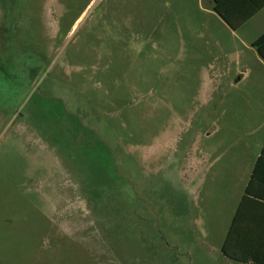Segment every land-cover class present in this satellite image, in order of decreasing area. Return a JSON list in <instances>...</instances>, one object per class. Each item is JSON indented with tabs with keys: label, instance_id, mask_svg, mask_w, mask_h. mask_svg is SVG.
Returning <instances> with one entry per match:
<instances>
[{
	"label": "rangeland",
	"instance_id": "obj_1",
	"mask_svg": "<svg viewBox=\"0 0 264 264\" xmlns=\"http://www.w3.org/2000/svg\"><path fill=\"white\" fill-rule=\"evenodd\" d=\"M208 4L0 0V264H239L264 11Z\"/></svg>",
	"mask_w": 264,
	"mask_h": 264
},
{
	"label": "trees",
	"instance_id": "obj_2",
	"mask_svg": "<svg viewBox=\"0 0 264 264\" xmlns=\"http://www.w3.org/2000/svg\"><path fill=\"white\" fill-rule=\"evenodd\" d=\"M213 1L218 15L234 31L242 30L264 8V0ZM253 48L264 61V34ZM247 202L257 206L251 211ZM221 252L241 264H264V146Z\"/></svg>",
	"mask_w": 264,
	"mask_h": 264
},
{
	"label": "crops",
	"instance_id": "obj_3",
	"mask_svg": "<svg viewBox=\"0 0 264 264\" xmlns=\"http://www.w3.org/2000/svg\"><path fill=\"white\" fill-rule=\"evenodd\" d=\"M207 1V4H208V6L210 7V9H211V11L213 12V13H215L218 17H220L219 15H218V13L216 12V10H215V8H214V1L213 0H206ZM248 11H250V9L248 10ZM264 11V8L262 9V10H260L257 14H256V16H254L249 22H248V24L244 27V28H246L258 15H260L262 12ZM221 18V17H220ZM222 19V18H221ZM222 21L223 22H225L223 19H222ZM226 23V22H225ZM226 25L228 26V24L226 23ZM229 27V26H228ZM243 28V29H244ZM242 29V30H243ZM259 158V157H258ZM256 164V163H255ZM254 167H255V165H254ZM253 170H254V168H253ZM252 174H253V172H252ZM252 174H251V177H252ZM251 177H250V179L249 180H247V185L245 186V192H246V189H247V187L249 186V183H250V181H251ZM245 192H244V194H243V196L241 197V199H240V202H239V205H238V207H237V210H236V212L234 213V215H233V217H232V219H231V223L229 224V228H228V231H229V229H230V227H231V225H232V223H233V220H234V218H235V215L237 214V211H238V208H239V206H240V204H241V202H242V200H243V198H244V195H245ZM247 206H249V207H247V208H250L249 210H254V208H255V206H257L256 205V203H253V202H247ZM227 234H228V232H227ZM226 237H227V235H226ZM226 237H225V239H226ZM225 239H224V241H223V244H224V242H225ZM223 244H222V246H221V249H222V247H223ZM238 263V262H237ZM239 264H241V263H239Z\"/></svg>",
	"mask_w": 264,
	"mask_h": 264
}]
</instances>
